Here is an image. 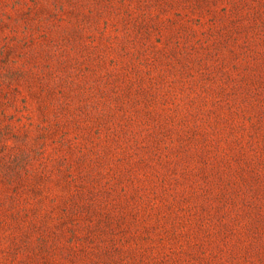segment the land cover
<instances>
[{"label": "rangeland", "instance_id": "374dc122", "mask_svg": "<svg viewBox=\"0 0 264 264\" xmlns=\"http://www.w3.org/2000/svg\"><path fill=\"white\" fill-rule=\"evenodd\" d=\"M0 264H264V0H0Z\"/></svg>", "mask_w": 264, "mask_h": 264}]
</instances>
